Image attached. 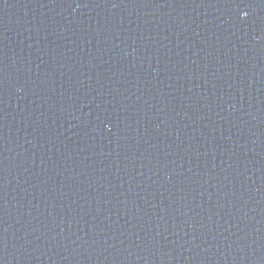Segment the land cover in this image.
Returning a JSON list of instances; mask_svg holds the SVG:
<instances>
[{
    "label": "water",
    "instance_id": "1",
    "mask_svg": "<svg viewBox=\"0 0 264 264\" xmlns=\"http://www.w3.org/2000/svg\"><path fill=\"white\" fill-rule=\"evenodd\" d=\"M0 264H264V0H0Z\"/></svg>",
    "mask_w": 264,
    "mask_h": 264
}]
</instances>
